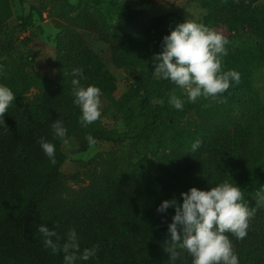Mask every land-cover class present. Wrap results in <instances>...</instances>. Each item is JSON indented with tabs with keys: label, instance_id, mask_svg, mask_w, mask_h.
<instances>
[{
	"label": "rangeland",
	"instance_id": "obj_1",
	"mask_svg": "<svg viewBox=\"0 0 264 264\" xmlns=\"http://www.w3.org/2000/svg\"><path fill=\"white\" fill-rule=\"evenodd\" d=\"M100 1L109 7V11L91 0H65L57 8L49 7L40 16L33 8L38 7L36 0H9L12 16L8 20L7 30L8 39L13 44L10 51L0 52V61L7 64L3 68L7 73L16 72L17 63L23 61L26 72L33 80L26 94L32 100L62 95L73 79L88 85L89 77L98 74L109 82L116 99H119L136 84L139 74L145 75L146 83L141 96L126 104L121 103V108L115 107L102 93V126L118 138L119 143H97L86 152L69 156L60 170L70 177L69 194H74V198L58 199L48 206L49 213L40 216L43 220L41 225L56 231L59 240L56 237L52 239L61 246L67 242V233L75 229L77 238L83 239L78 242V256L86 249V242L89 243L87 249L98 245L95 256L87 260L88 264H105L106 261L100 236L89 225L91 219L99 229L117 237L120 250L127 254L121 264H145L144 253H136L133 243L137 238L148 235L141 230H125L126 225L116 217L115 207L118 204L133 205L139 200L151 202L154 188L157 192L161 191L158 188L160 179L171 180L185 156L204 149L224 128L235 132V124L249 109L257 108L255 106L261 108L260 104L264 107V67L257 68L254 81L248 86L250 71L239 68L245 75L237 71L241 74V81L234 83L225 94L218 95L223 102L203 98H198L195 103L187 102L186 94L177 85L154 76L152 63L144 69L115 65L111 61V45L103 37L106 34L117 40H150L155 22L165 15H176L182 22L190 18L198 23L207 14L199 1ZM261 3L264 6V0ZM24 18L28 21L24 22ZM213 30L226 37L219 27ZM161 45H156L155 54L162 51ZM231 45L236 46L232 49L231 59L235 64L244 62L245 57L249 56V44L244 39L236 38L233 44L225 43L228 53ZM225 60L226 56H223L221 70H232ZM77 68L83 69L82 77L73 76ZM173 89L185 101L183 110H177L169 103V93ZM15 122H7L8 128L13 127ZM196 140H201L202 145L193 151L192 144ZM74 147L67 140L64 144L65 154ZM130 151L138 159L129 161ZM141 156L143 160L139 163ZM95 166L101 175V190L89 187L88 169ZM258 191L243 199L250 208L263 201L258 197ZM66 197L64 194L63 198ZM3 201L12 208H17L20 201L6 183L0 185V202ZM45 215L49 219H44ZM53 217L54 220L58 217L61 222L51 224L49 221ZM38 234L45 239L39 231ZM170 246L171 243L167 247ZM178 251H181V255L175 261H170V253L166 252L167 264H192V257L186 251Z\"/></svg>",
	"mask_w": 264,
	"mask_h": 264
},
{
	"label": "trees",
	"instance_id": "obj_2",
	"mask_svg": "<svg viewBox=\"0 0 264 264\" xmlns=\"http://www.w3.org/2000/svg\"><path fill=\"white\" fill-rule=\"evenodd\" d=\"M64 1L36 0L38 7L33 8L42 16L49 7L57 8ZM91 1L102 5L100 0ZM196 1L207 11L198 24L202 23L212 30L219 27L226 36H223L226 44H233L236 38L244 39V42L249 44V56L245 57L244 62L235 64L231 59L232 49L236 47L233 45L225 60L232 70L239 71L242 75L245 74L239 68L250 71L246 83L248 86L254 81L257 68L264 67L262 0ZM102 7L109 11V7ZM11 16L9 0H0L2 53L12 49L13 43L8 39L7 30ZM23 20L28 21L26 18ZM179 23L183 22L176 15L160 17L155 22L152 38L147 41L141 38L117 40L105 34V42L111 45V61L119 67L133 69L150 66L156 45L162 43L163 38L170 35ZM0 65L3 68L7 66L3 61H0ZM17 67L16 72L7 73L3 70L0 75V84L9 87L16 96L14 103L6 110L4 120L7 126L0 123L3 130L0 133V142L3 144L0 146V185L6 183L20 198L17 208L8 207V203L4 201L0 202V264H64V253H53L51 249L46 248L44 238L38 234V226L43 221L40 216L50 212L47 211L48 206L58 199L74 198V194H69L70 177L61 172V165L69 156L86 152L90 148L85 138L89 134L98 143H119V139L102 126L101 119L87 128L81 126L79 117L82 113L73 102L72 83L60 96L53 98L48 95L42 96L41 99H29L26 94L33 80L26 72L23 61L18 62ZM135 82L130 91L119 99H116L113 88L102 74L89 77L88 85L100 88L115 107L121 108V103L126 104L141 96L146 83L145 75L139 74ZM234 83L230 82L229 89ZM81 85L88 86L83 82ZM260 106L261 108L255 106L257 108L249 109L245 113L235 124V132L224 128L204 149L185 156L171 180L160 179L158 188H161V191L157 192L154 188L151 194V199H154L151 202L139 200L133 205H115L116 217L126 225L125 230H141L148 235L137 238L133 243L136 253H144L145 264H167L165 248L171 243L168 225L172 222L175 209L169 208L166 213H159L157 209L163 201L175 197L182 205L181 193L188 192L193 187L208 191L225 180L241 189L243 199L264 187V107L261 104ZM57 119L62 120L67 130L64 139L75 145L68 154L64 151V141L58 137L54 138L51 125ZM12 121L17 123L8 128V123L11 124ZM42 137L55 145V164L45 155L38 143ZM136 158L138 159L134 152L130 151L128 160L134 161ZM142 158L141 156L139 163ZM88 174L89 187L101 190V175L97 167L89 168ZM64 194L67 195L66 198H63ZM255 204L256 213L250 217L247 236L244 239H237L234 234L225 233L233 244L238 264H264V200ZM54 218H50L51 224L61 222L58 217L55 220ZM44 219L49 218L45 215ZM89 225L100 236L104 246L102 248L106 258L105 264H121L127 254L120 250L117 237L107 230L99 229L93 219L89 221ZM80 240L83 239L79 238L78 242ZM85 246L89 248V243L86 242ZM75 264H88V261L77 259Z\"/></svg>",
	"mask_w": 264,
	"mask_h": 264
},
{
	"label": "clouds",
	"instance_id": "obj_3",
	"mask_svg": "<svg viewBox=\"0 0 264 264\" xmlns=\"http://www.w3.org/2000/svg\"><path fill=\"white\" fill-rule=\"evenodd\" d=\"M225 43L221 34L186 18L170 35L163 38L162 51L152 56L155 69L153 74L177 85L186 94L187 102L195 103L198 98L223 102L218 94L225 93L230 82L239 84L241 81V74L236 70H221L222 58L227 55ZM218 54H221L219 58ZM2 74L3 66L0 65V75ZM73 76L82 77L83 69H75ZM72 86L73 102L82 113L79 123L87 128L101 118L102 90L95 85L83 86L79 79H73ZM169 95L170 105L183 110L185 101L176 95L175 89ZM15 99L12 90L0 84V123L5 126L6 110ZM51 128L54 138L58 137L67 143L64 139L67 130L62 120H55ZM85 138L89 146L98 143L90 134ZM38 143L55 164V145L43 137ZM201 145L202 141L196 140L192 144V150L196 151ZM257 195L264 200V187L259 189ZM181 196L182 205L174 197L163 201L157 209L159 213H166L169 208L175 209L172 222L168 225L171 246L165 248L170 253V261L180 258L179 249L192 257V264H221V261L223 264H238L233 244L225 233L244 239L250 217L256 213L255 208H250L243 201L241 189L225 180L208 191L193 187L188 192L181 193ZM38 231L45 237L43 242L46 248L53 253H64V264H75L77 259L88 260L95 256L99 247L96 245L91 249L86 248L78 256L80 245L74 228L67 233V242L62 246L52 239L56 237L59 240L55 230L40 225Z\"/></svg>",
	"mask_w": 264,
	"mask_h": 264
}]
</instances>
